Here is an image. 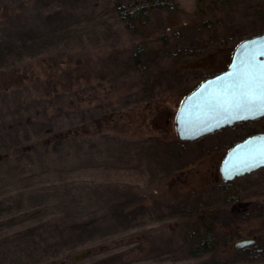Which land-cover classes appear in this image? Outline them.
<instances>
[{
  "label": "rangeland",
  "instance_id": "rangeland-1",
  "mask_svg": "<svg viewBox=\"0 0 264 264\" xmlns=\"http://www.w3.org/2000/svg\"><path fill=\"white\" fill-rule=\"evenodd\" d=\"M163 1L136 26L118 6L148 0H0V264H264V167L220 174L264 118L176 130L185 96L264 32V0Z\"/></svg>",
  "mask_w": 264,
  "mask_h": 264
},
{
  "label": "water",
  "instance_id": "water-1",
  "mask_svg": "<svg viewBox=\"0 0 264 264\" xmlns=\"http://www.w3.org/2000/svg\"><path fill=\"white\" fill-rule=\"evenodd\" d=\"M259 53L264 51V32L245 38L235 48L228 68L218 74L203 80L192 92L183 99L176 117L177 135L181 140H197L236 123L256 119L264 115V110H246L232 108L227 112L216 111L208 105L212 94L219 92L225 85L232 83L231 76L236 72L244 51ZM256 64L264 65V55H256ZM264 144V132L251 134L236 142L226 152L220 167L223 181H230L264 166V160L249 164L244 161L243 155L250 149ZM256 241L255 236H246L236 239L232 249L238 250L251 245ZM84 251L76 255L77 258L89 254Z\"/></svg>",
  "mask_w": 264,
  "mask_h": 264
},
{
  "label": "snow or ice",
  "instance_id": "snow-or-ice-1",
  "mask_svg": "<svg viewBox=\"0 0 264 264\" xmlns=\"http://www.w3.org/2000/svg\"><path fill=\"white\" fill-rule=\"evenodd\" d=\"M256 55H264V51L252 53L246 50L241 54L238 70L230 78L232 83L209 99L208 105L212 109L221 112L232 108L264 110V65L256 64ZM243 159L249 164L264 160V144L250 149Z\"/></svg>",
  "mask_w": 264,
  "mask_h": 264
},
{
  "label": "trees",
  "instance_id": "trees-1",
  "mask_svg": "<svg viewBox=\"0 0 264 264\" xmlns=\"http://www.w3.org/2000/svg\"><path fill=\"white\" fill-rule=\"evenodd\" d=\"M148 1H149V3H151L153 5L151 6L148 3V5L140 6V7H137L135 9H123V7H122L123 5H119L118 7L120 8L121 13L123 14L124 20H126L128 22V24H131V25H136V26L140 25V24L144 25L146 20L149 18L150 8L153 7L154 4H156L155 2L158 1L157 2V4H159L158 6H161V7L164 6V5H161V4H164L163 0H161L162 3H159V2H161L160 0H148ZM221 1H225V0H221ZM257 34L258 33H255L254 35H257ZM242 40H240V41H242ZM140 51H141V49H140ZM137 62L138 63L141 62V59L139 57H137ZM55 139H56V141H57V139L62 140L63 136L62 135H56ZM57 142H59V141H57ZM227 184H228L227 181H223V183H222L223 186L224 185L226 186ZM240 204H243V203L241 202ZM203 224H204V227L206 228V231L203 232V234L201 236L202 237L201 245H200V247H199V249L197 251V253H199V254H203L205 252H208L212 247H216L217 243H218V240H219L218 235L215 233V225H214V223L211 220H209L207 222H204ZM245 248H247V247H244L243 249H245ZM239 250L240 249H238L237 251H239ZM226 251H227V253L236 252V251H234L232 249L231 245H230V248H227Z\"/></svg>",
  "mask_w": 264,
  "mask_h": 264
},
{
  "label": "flooded vegetation",
  "instance_id": "flooded-vegetation-1",
  "mask_svg": "<svg viewBox=\"0 0 264 264\" xmlns=\"http://www.w3.org/2000/svg\"><path fill=\"white\" fill-rule=\"evenodd\" d=\"M262 118H264V115L263 116H260V117H258V118H256V119H252V120H247V121H242L241 123H244V124H250V123H252V122H255V121H260ZM259 132H264V130H259V131H254V132H250L249 134H247L245 137H243L241 140H243V139H245L246 137H248L249 135H251V134H255V133H259ZM264 167V166H263ZM262 168V167H261ZM255 171V170H254ZM253 172V171H252ZM249 173H251V172H249ZM249 173H246V174H249ZM245 174V175H246ZM243 176V175H242ZM252 236V235H251ZM254 236V235H253ZM256 238V237H255ZM256 241H257V238H256ZM255 241V242H256ZM255 242L254 243H252V244H255ZM251 244V245H252ZM249 246V245H248Z\"/></svg>",
  "mask_w": 264,
  "mask_h": 264
}]
</instances>
